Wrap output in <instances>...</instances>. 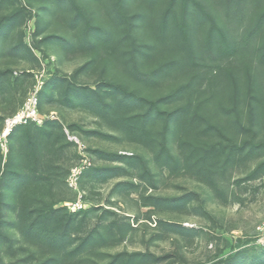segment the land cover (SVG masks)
I'll use <instances>...</instances> for the list:
<instances>
[{"label":"trees","instance_id":"16d2710c","mask_svg":"<svg viewBox=\"0 0 264 264\" xmlns=\"http://www.w3.org/2000/svg\"><path fill=\"white\" fill-rule=\"evenodd\" d=\"M4 1L0 0V5ZM135 1L145 12L129 14L127 0H113L115 18L122 25L120 39L111 28L94 22L82 0H45L44 12L56 16L60 3L71 8L67 35L58 41L66 52L111 49L110 56L119 58L117 46L123 41L134 49L130 58L135 76L142 81L158 83L171 75L190 79L157 98L143 96L116 81H103L94 89L64 83L62 102L68 105L79 99L99 103L100 111L117 132L152 149L154 160L170 173L189 176L206 185L224 204L234 196L233 185L241 186L245 181L260 178V186L264 187V132H261L264 128V0H210L221 8L223 23L217 21L202 0H180V13L176 11L179 0H167L159 31L146 46L149 51L140 50L152 65L145 70L136 66L135 50L139 49L134 31L139 24L149 27L146 12L156 0ZM86 3L98 7L103 0ZM189 4L193 6V19L199 24L208 23L203 41L198 43L192 41L194 27L187 15ZM19 11L16 9L0 18V41L6 39L16 24ZM244 69L250 81L246 107L240 105L244 96L240 89ZM62 81L55 78L49 82L48 92L52 93ZM229 87L233 105L227 106ZM185 93L189 95L185 102L169 107ZM244 117L248 121H243ZM17 131L23 140L16 150L10 147L1 176H6L10 183L6 188L15 199L17 213L13 227L22 239L42 250L71 257L94 243L105 242L109 236H113L112 242L121 241L125 233L123 224L116 222V230L107 228V234L101 231L100 223L87 226V219L94 217L100 222L111 213L108 209L103 208L100 213L95 212L96 207L68 211L65 207L54 208L42 199L39 157L42 151L56 150L61 136L65 137L57 121L45 118L40 124H17L9 133L10 139ZM170 137L175 149L170 147ZM107 156L110 162L124 163L126 167L98 169V176H117L125 168L137 167L150 174L140 156L128 153ZM258 158L261 159L243 177L234 176L236 170ZM116 186L134 185L119 182ZM142 201L144 205L171 210L184 204L181 198L154 195H145ZM3 224L0 216V227ZM0 234H3L1 230ZM162 258L149 252L123 251L111 255L105 264H144Z\"/></svg>","mask_w":264,"mask_h":264},{"label":"rangeland","instance_id":"374dc122","mask_svg":"<svg viewBox=\"0 0 264 264\" xmlns=\"http://www.w3.org/2000/svg\"><path fill=\"white\" fill-rule=\"evenodd\" d=\"M82 1L95 23H103L115 31L118 39L121 38L122 25L115 18L113 0H103L98 7L87 4V0ZM202 1L217 21L223 23L221 8L210 0ZM166 3L167 0H156L146 12L149 27L139 24L135 28V44L139 49L135 50V61L140 70L152 66L140 50L149 51L146 46L153 42L155 32L159 31V20ZM126 4L129 14L145 12L135 0H127ZM45 5V0H5L0 5V18L20 10L16 24L6 39L0 41V216L4 220L0 227L3 232L0 234V264H42L46 261L50 264H105L111 255L123 251L149 252L163 257L158 262L144 264H264V245L257 242L256 230L264 219V187L260 186V178L245 181L241 186L233 185L234 196L224 204L206 185L189 176L170 173L157 164L152 149L131 142L117 132L100 111L99 103L77 99L67 105L61 100L64 83L94 89L103 81H116L143 96L157 98L190 78L171 75L158 83L142 81L133 70L130 54L134 49L123 41L117 46L119 58L110 56L111 49L66 52L58 41L59 37L67 35L71 8L60 3L58 14L52 16L44 12ZM180 8L179 0L177 13ZM192 10L193 6L189 4L187 15L194 27L192 41L198 43V40L203 41L208 23L196 22ZM242 76L240 89L244 96L240 105L246 107L250 81L245 69ZM55 78L63 81L52 93L48 92V83ZM229 89L227 106L233 105L232 89ZM35 90L43 119L56 120L65 135L61 136L56 150L40 154L42 199L52 203L54 208L65 207L68 211L96 207L95 212L100 213L103 208L108 209L111 213L100 222L94 217L87 219V226L100 223L101 231L107 234V228L115 227L116 230V222L123 224L125 233L121 241L112 242L114 238L109 236L105 242L94 243L88 250L71 257L25 242L13 227L17 218L15 199L6 188L10 184L7 177L1 174L10 147L16 150L23 137L20 131L11 139L10 132L4 135L5 121ZM188 97V93L183 94L169 107L185 102ZM243 121H248L247 117ZM66 129L86 145V153L91 159V165L82 170L75 186L69 185V176L75 166L81 165V155L77 145L68 139ZM169 144L175 149L172 138ZM111 153L142 157L150 174L137 167L125 168L117 176H98V169L116 165L126 167L124 163L110 162L107 154ZM260 159L236 170L234 176L243 177ZM119 182L134 186L117 187ZM145 195L181 198L184 204L175 210L148 206L142 201ZM76 203L81 207L75 206ZM179 227L183 228L178 232ZM53 257L55 261L50 260Z\"/></svg>","mask_w":264,"mask_h":264},{"label":"built area","instance_id":"2783aa9c","mask_svg":"<svg viewBox=\"0 0 264 264\" xmlns=\"http://www.w3.org/2000/svg\"><path fill=\"white\" fill-rule=\"evenodd\" d=\"M38 98H37V90L32 91L21 106V108L14 113L12 116L6 119V128L4 131V135L8 134L11 129L17 124H25L28 122H35L40 124L43 120V115L38 111L37 107ZM65 133L68 139L74 142L78 147V152L81 155V165L75 166L70 173L69 176V185L75 186L76 181L78 179L79 174L83 169L89 167L91 165V159L86 153V145L73 133H70L67 129ZM77 207H81L78 203H76ZM257 242L264 245V219L263 221L257 225Z\"/></svg>","mask_w":264,"mask_h":264}]
</instances>
